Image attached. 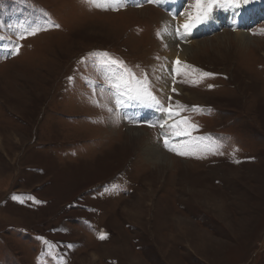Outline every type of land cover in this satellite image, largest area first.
<instances>
[{"label":"rangeland","instance_id":"1","mask_svg":"<svg viewBox=\"0 0 264 264\" xmlns=\"http://www.w3.org/2000/svg\"><path fill=\"white\" fill-rule=\"evenodd\" d=\"M179 1L188 19L193 0ZM122 2L113 11L85 0H0V264H264V1L242 6L257 16L243 47L233 26L205 28L233 7L215 8L185 35L168 6L175 0ZM224 33L233 38L226 47L214 41ZM183 45L190 57L180 60ZM129 73L146 77L159 105L117 108L110 85ZM161 105L184 110L170 118ZM183 117L187 136L160 127ZM131 129L157 160L176 162H137L135 138L124 155ZM165 135L173 147H222L180 156Z\"/></svg>","mask_w":264,"mask_h":264},{"label":"snow or ice","instance_id":"2","mask_svg":"<svg viewBox=\"0 0 264 264\" xmlns=\"http://www.w3.org/2000/svg\"><path fill=\"white\" fill-rule=\"evenodd\" d=\"M86 3H89L95 7H102L104 10H107L109 7L113 11L118 10L119 8H122L125 6V3L122 2V0H85ZM149 3H156L158 0H147ZM250 2V0H193L192 7L195 9V13H189L188 19L180 25L181 28L184 30V34L190 33L194 28H196L198 25L204 23L206 20L209 19L210 14L214 11L215 8L218 7H233V8H240L243 5H246ZM136 6H139L138 4ZM176 15H185L183 12H179ZM54 27H58V25H52ZM42 30L41 26H35L31 28L30 30L26 31V35H35L38 31ZM177 34H180V30L177 29ZM20 39L26 38L25 36H20ZM19 45L14 46V50L11 52L12 55H16L19 52ZM108 63L111 65H116L118 67L123 68V61H119L116 59H111ZM177 64H179V60L176 61ZM130 79L125 80L123 77V74H121L118 78H113V82L111 83L110 87L112 89V95L115 97V103L117 105V108L119 109L122 105H126L128 101L135 100L137 102L141 103H147L149 101H154L157 105L160 104V102L156 99V97L151 93V91L146 86V77L144 80L138 79L135 77L134 74L129 73ZM202 76L207 77L212 75L211 73H201ZM71 80L72 78L69 77ZM135 81V84L137 87L134 89L132 87V82ZM209 87H212V85H209ZM175 91V88L173 89ZM135 93V94H133ZM171 99V98H169ZM162 110H165L169 113V117L171 118L173 115H179L180 111H183V106L178 105V110L173 113L171 106H169L168 109H163V106H160ZM109 112L112 111L111 108L107 109ZM196 110V109H194ZM188 118L183 117L179 121H173L172 124L168 123V120H164L161 124V128L168 127L170 129L174 130V135L176 136H187L189 135V131L187 128L181 129L180 125L184 124L187 125ZM151 126V125H150ZM194 127V126H192ZM198 141H203L207 139L206 137H199L196 138ZM164 146L167 148L168 151L175 152L177 155L180 156H187L191 155L196 150H203L210 152L211 154H217L220 147H222L221 144L213 141L212 146H205L203 149L194 148L192 145H185L181 144L180 146L173 147L170 146L169 143V136L165 135L164 137ZM238 162V161H237ZM13 200H17L20 203H24V198L12 196ZM27 199L33 200L36 203H39V201H35L34 197L28 196ZM99 239H105V235L101 234Z\"/></svg>","mask_w":264,"mask_h":264},{"label":"bare ground","instance_id":"3","mask_svg":"<svg viewBox=\"0 0 264 264\" xmlns=\"http://www.w3.org/2000/svg\"><path fill=\"white\" fill-rule=\"evenodd\" d=\"M181 2L179 0H175V2L172 4L169 3V7L172 9L173 13L175 14V16H177L181 21H180V25H182L186 20H187V17L186 16H181V15H176L177 13L176 12H181L180 8H181ZM80 8V7H79ZM148 11V10H147ZM132 11H129L128 14H130ZM143 12H146L143 11ZM256 11L253 9H247V8H244V7H241V8H232L231 10L227 11L226 13L222 14L221 16H213L212 19H211V22L208 23V24H205V28H208L210 27V25L212 23H216V25L214 26H217V20H221V24L220 26H224V27H232L233 29H235V33H238V34H235V36L232 38L231 36H225L226 34L227 35H230L229 33H224L222 36H215L214 37V41H217V44L220 45V46H228L229 43L231 42V39H233L235 42H237V45L243 47V46H246L244 43H252L248 40V36H247V31L244 30L246 27V25L250 22V18L254 19L257 21V16H256ZM127 15V14H126ZM127 18V17H126ZM92 19V18H91ZM110 19V18H109ZM122 19V17H121ZM90 20V18H89ZM98 20V19H96ZM107 20V19H106ZM86 21V20H85ZM111 22V21H110ZM116 23V22H115ZM219 25V23H218ZM109 27V26H108ZM111 28H114V27H111ZM212 28V27H210ZM116 29V28H115ZM121 29V28H120ZM183 29V28H182ZM192 35V34H191ZM67 36V35H66ZM170 36V35H168ZM173 37V36H172ZM192 37V36H191ZM190 37V38H191ZM229 38V39H227ZM204 41V40H203ZM203 41H201L203 43ZM200 42V43H201ZM256 43V42H255ZM195 44V42H194ZM260 44V43H258ZM180 46V45H179ZM202 46L204 47V49H207V46L206 45H203V44H198L197 47L202 48ZM211 46V45H210ZM252 46V45H251ZM263 46V45H262ZM190 48L191 47H188V46H181L180 47V50H177V53L178 55L180 56V60H185L187 58L190 57ZM245 48V47H244ZM243 48V49H244ZM228 52V50H226ZM254 51V50H253ZM251 52H252V49H251ZM2 68V67H1ZM0 68V69H1ZM175 88V95L176 94H181L184 92L185 96H187V98L189 97L190 101H198V99L196 97H194L193 95H191L190 93H187L185 92L184 89L182 88H176V86L173 87V89ZM196 93V92H195ZM197 94V93H196ZM199 94V93H198ZM182 95V94H181ZM189 102V101H188ZM200 103V102H199ZM194 104H197V102H195ZM142 116V115H141ZM226 131V130H225ZM128 138L130 140H124L123 144L121 145L123 148V154L128 152L129 151V146L131 145V142L133 141V138H135V140L137 141L138 139V142L136 143L137 144V147L134 149V150H131L133 152L136 151V155L135 157L137 159V162H142V159L144 160V162L151 166V168H154L156 169L155 167L159 166V164H164L167 163V162H170L171 165L174 164V161L176 162V160L172 159L171 157L169 156H164V157H160L158 160L156 159L157 158V154L156 152H154L152 149H149L148 147H145L144 143L142 142L141 138L143 137V134L144 132L141 131V130H134V129H131V130H128ZM121 142H119V145H120ZM134 143V142H133ZM114 147V146H112ZM111 147V148H112ZM127 147V148H126ZM131 149H133L131 147ZM109 151V150H108ZM121 152V151H120ZM125 155V154H124ZM159 155V154H158ZM161 155V154H160ZM114 157V155H113ZM112 158V156H111ZM134 158V157H133ZM162 159L161 162H158ZM174 160V161H173ZM154 161H157L158 165L155 166V165H152L150 164V162H154ZM138 164V163H137ZM179 164V163H177ZM72 169V168H71ZM158 169V168H157ZM45 174V173H44ZM38 178V177H36ZM219 208V207H218ZM220 210V209H219ZM236 210V209H235ZM233 212V211H232ZM223 216V215H222ZM228 220V219H227ZM254 220V219H253ZM236 224V223H235ZM218 226V225H217ZM176 233V232H175ZM183 233V232H182ZM174 236V235H173ZM185 236V235H184ZM196 236V235H195ZM172 239V238H171ZM229 239V238H228ZM231 240V239H230Z\"/></svg>","mask_w":264,"mask_h":264},{"label":"trees","instance_id":"4","mask_svg":"<svg viewBox=\"0 0 264 264\" xmlns=\"http://www.w3.org/2000/svg\"><path fill=\"white\" fill-rule=\"evenodd\" d=\"M199 117L200 118L204 117V119H206L207 115L206 114H200Z\"/></svg>","mask_w":264,"mask_h":264}]
</instances>
